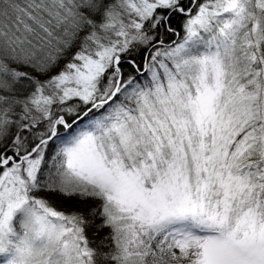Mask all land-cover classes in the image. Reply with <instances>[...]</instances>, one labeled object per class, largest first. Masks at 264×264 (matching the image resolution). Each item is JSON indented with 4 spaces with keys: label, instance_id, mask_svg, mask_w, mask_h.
Here are the masks:
<instances>
[{
    "label": "snow or ice",
    "instance_id": "snow-or-ice-1",
    "mask_svg": "<svg viewBox=\"0 0 264 264\" xmlns=\"http://www.w3.org/2000/svg\"><path fill=\"white\" fill-rule=\"evenodd\" d=\"M0 264H264V0H0Z\"/></svg>",
    "mask_w": 264,
    "mask_h": 264
}]
</instances>
